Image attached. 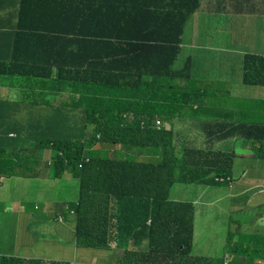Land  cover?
I'll return each mask as SVG.
<instances>
[{"label": "trees", "instance_id": "1", "mask_svg": "<svg viewBox=\"0 0 264 264\" xmlns=\"http://www.w3.org/2000/svg\"><path fill=\"white\" fill-rule=\"evenodd\" d=\"M83 1L73 0L71 7L53 0H0V76L38 77L26 85L33 104L47 103L48 95L67 92L69 106L82 108L85 114L80 117L87 130L83 140L52 139L42 127L31 131L36 147L52 148L54 176L70 171L78 180V200L68 203L75 216L77 247L119 248L109 257V264H214L212 258L191 253L195 206L170 199L176 184L213 188L228 184L217 179L233 178L234 155L189 148L190 130L177 132L172 126L190 95L176 83L187 82L192 72L188 61L181 70H176L175 64L184 28L203 0H181L152 13L157 19L178 15V32L167 43L153 36L129 41L133 53L147 54L155 66L153 71L131 75H124L113 61L116 57L110 58L107 52L86 57L81 51L94 39H110L86 35L91 22L78 5ZM4 10L9 12L4 14ZM61 14L72 18L58 19ZM60 28L71 30L72 36L50 39L60 37L52 35ZM62 50L67 52L63 61ZM93 59L97 60L91 62ZM142 75L154 77L155 85L143 88ZM242 83L264 87V56H244ZM171 88L173 105L169 108ZM149 92L152 94L146 95ZM157 96L161 97L160 106L150 103ZM242 98L235 97V103H241ZM60 109L64 111L66 106ZM143 109L152 114L144 126L138 117ZM34 126L32 121L26 129ZM225 129L257 143L264 126L240 124ZM95 143L119 147L121 156L94 157ZM2 172L13 174L11 170ZM216 260L226 264L223 259ZM0 264L72 263L2 255ZM93 264L106 261L98 259Z\"/></svg>", "mask_w": 264, "mask_h": 264}, {"label": "crops", "instance_id": "2", "mask_svg": "<svg viewBox=\"0 0 264 264\" xmlns=\"http://www.w3.org/2000/svg\"><path fill=\"white\" fill-rule=\"evenodd\" d=\"M56 1L66 6L74 5L71 3L73 0H53V3ZM180 1L84 0L78 5L85 10L91 22L90 27L85 30L86 35L109 37L110 39H100V42L94 39V42H87L81 51L86 54V57L90 54L101 56L102 52L110 54V58L116 57L113 61L124 75L153 71L155 66L150 62V57L145 53H133L129 41L135 42V38L149 36L160 38L165 43L175 39L179 29V16L173 14L172 17L157 19L152 13L158 8ZM214 1L203 0L199 11L186 24L175 69L180 60L182 64L176 70H181L192 56H216L212 50L215 45L219 44L221 53L224 52L222 38L217 33L219 19L215 14L229 11L233 14L244 15L249 13L254 6L251 4L253 0H217L221 2L220 5L215 4ZM261 3L264 4V0H257V6ZM8 12L9 10H4V14ZM257 12H260L258 7ZM262 12L264 13V10ZM205 13H210V15L207 16ZM71 18L72 16L61 14L58 19ZM149 24L156 28L148 27ZM243 26L245 27L240 29L246 31L248 24L245 23ZM52 35L60 37H49L50 39L72 36V33L67 28H60ZM234 36L236 38V33ZM184 37L189 38L186 51L182 48L185 43ZM62 51L61 60L63 61L67 52ZM247 54L264 56V48L261 53L247 52ZM124 57L129 58L123 60ZM96 60L93 59L91 62ZM37 79L39 78L20 75L0 76V171L11 170L13 172L11 175L0 173V202L8 203L14 208L18 207L17 209L22 214L20 221H0V229L18 230L15 235L16 248L14 249L1 244L2 238L10 236L11 232L0 231V254L26 259L37 258L45 262L68 261L73 264H93L98 260L97 257L107 254L101 249L77 247L76 222L64 216L68 210L70 211L66 209L68 203L78 200V183L75 181L77 179L70 171L56 178L54 171L48 167L53 161L52 148H38L31 140V131L41 127L52 139L83 140L87 136V130L80 117L85 114L82 108L74 109L69 106L67 102L70 98L67 92L60 95H48L47 103L33 104L29 95L30 90L26 85ZM214 82L204 83L199 77L194 78L191 75L187 82L176 83L189 90L190 95L187 99L193 107L188 110L187 104L182 105L179 114L172 121V126L177 132L186 128L190 130L189 148L235 153L232 184H222L213 188L180 186L175 191L171 190L170 198L175 202H191L196 208L195 233L191 251L193 256H204L212 260L223 259L226 264L230 261L232 264H244L245 261H249L244 255L249 254L251 247H254L257 259L255 264H264V130L257 134L259 139L257 143H260L258 147L255 143L242 139L239 134H229L225 129L235 128L240 124L264 126V107L259 104L257 97L245 104L235 103L234 98L238 97L237 91L232 88L226 89L224 79L214 78ZM141 85L143 88L150 89L155 85L154 77L142 75ZM213 86L223 90V97L216 96L212 90ZM149 94L152 92L146 95ZM213 102L214 105H212ZM168 105L169 108L173 105V88L170 91ZM63 106H66L64 111L60 109ZM32 121L35 126L26 129ZM196 124L199 125L195 127ZM246 145L257 146V149L255 148L257 150V184H254L255 178L250 183H246L242 182V178L239 177L246 171V163H242V159L246 157L254 159L253 155L242 154ZM93 153L94 157L101 159L121 156L119 147L101 143L94 144ZM243 170L245 171L241 174ZM5 188H7L6 194H9V189L13 188L17 194L35 196L43 202V212L35 215L31 209L27 208L31 202L29 199L6 198L3 195ZM214 189H218L220 193L215 194ZM227 197L231 198L232 207L235 209L238 204L249 206V208L236 209L238 211L257 209V217L262 223L257 226V229L256 226L253 227L254 237L257 236L256 241L245 243L241 236L236 235L233 237L235 245L231 247L232 252L226 254L227 251H224L223 257H220L209 237L206 236L204 239L199 237L197 218L199 208L203 207L206 226H210L219 219L223 210L218 204ZM253 202H255L254 205ZM48 212L54 213L57 221L38 220V218H45ZM69 213L72 214L71 211ZM60 216L63 220L59 219ZM115 251L117 249L112 247L111 255ZM76 259L80 261H75Z\"/></svg>", "mask_w": 264, "mask_h": 264}, {"label": "rangeland", "instance_id": "3", "mask_svg": "<svg viewBox=\"0 0 264 264\" xmlns=\"http://www.w3.org/2000/svg\"><path fill=\"white\" fill-rule=\"evenodd\" d=\"M215 4H221L220 1L215 0ZM253 4V9L244 15L233 14L229 11H225L223 13L215 14L219 19V23L217 24V33L221 36V40L223 41V50L221 53L219 44L213 47V52L215 55H198L192 56V58L188 61L192 65L191 75L194 78L199 77L200 80L204 83H215L214 78L224 79L225 83L224 87L226 89L232 88L234 91H237L238 97H243L240 101L241 104H245L247 101L257 97L259 104L264 107V87L263 86H247L242 83V63L243 58L247 52L253 53H261V50L264 48V4L257 6V0L251 1ZM257 7L260 9V12H257ZM205 15L209 16L210 13H205ZM245 23L248 24V28L246 31L241 30V27ZM188 32V30H187ZM245 32V33H244ZM236 33V38H235ZM247 35V37H246ZM185 43L182 46L183 50H187V41L188 37H184ZM181 60L176 65V69L181 66ZM212 90L216 93L218 98L223 97V90L217 89L215 86L212 87ZM154 106L161 105V97H155L153 101L150 102ZM187 109H192V105L190 102L187 103ZM143 122L141 123L144 126V121L152 117V114L148 110H141L138 114ZM264 141V139H263ZM258 147H260V143H255ZM255 145H246L245 150L242 152L245 156H254V159H250L248 157L242 159V163L245 164V170L241 171L242 182L250 183L253 178L256 179L254 184H257V146ZM118 148V147H116ZM256 148V149H255ZM147 158H150L147 155H144ZM137 161V160H136ZM51 171L53 170L52 165H48ZM246 173V174H245ZM240 174V175H241ZM245 174V176H244ZM244 176V177H243ZM76 183H78V180ZM78 185V184H77ZM180 186H184L182 184H176L172 191L177 190ZM195 188H199L200 185H192ZM222 188H226L222 186ZM7 188L4 189L3 195L6 198H20L22 200L29 199L31 200L29 209L35 214L43 212L44 205L43 202L37 199L35 196L30 194H17L13 190V188L9 189V194H6ZM215 194H219L218 189L213 190ZM78 195H79V185H78ZM255 202H253L254 205ZM218 206H221L222 213L218 220L214 221L210 226H206V218H205V210L203 207L199 208V215L197 218V232H199V237L205 238L209 237L213 243L215 248L218 251L220 257H223V252L227 251L226 254H230L232 252V248L235 245L233 237L239 235L242 237L245 243H251L257 240V236L254 237L253 227L260 226L262 221L257 217V209H243L236 210L242 208H249V206L238 204L236 209L232 207L231 198L227 197L223 201H221ZM5 207V210L3 208ZM18 207H13L10 204H2L0 202V221H20L22 214L20 213ZM22 210V209H21ZM231 210V212H229ZM65 217L68 220H75V216L66 212ZM38 220L44 221H57L54 213H46L45 218H38ZM208 225L210 223H207ZM0 231L11 232L10 236H6L2 238V245H7L11 249L16 248V240L15 235L18 232L17 229H0ZM195 231H193V234ZM229 238V240H228ZM119 250V248H115ZM103 253L107 254L106 256L97 257V259H104L106 264H109V257L112 253V248L110 250H103ZM2 256V254H0ZM249 261H245L244 264H255L257 263L256 255L254 247H251V252L249 254L244 255ZM75 259V257L73 256ZM75 261H80L76 259ZM218 260H214V264H217ZM73 264V263H72ZM82 264V263H75Z\"/></svg>", "mask_w": 264, "mask_h": 264}, {"label": "clouds", "instance_id": "4", "mask_svg": "<svg viewBox=\"0 0 264 264\" xmlns=\"http://www.w3.org/2000/svg\"><path fill=\"white\" fill-rule=\"evenodd\" d=\"M223 153L234 155V160H235V157H236L235 153H227V152H223ZM87 160H88V158H87ZM234 160H233V165H234ZM80 166H82V164H80ZM232 173H233V169H232ZM227 178H230V177H227ZM230 179H231V178H230ZM231 180H232V179H231ZM227 183H228V182H227ZM228 184H230V183H228ZM231 184H232V182H231ZM170 199H171V198H170ZM174 202H175V201H174ZM190 203H191V202H190ZM192 204H193V203H192ZM193 205H194V204H193ZM66 209H69V207L66 206ZM195 213H196V208H195ZM59 219H60V220H63L62 216H60Z\"/></svg>", "mask_w": 264, "mask_h": 264}, {"label": "built area", "instance_id": "5", "mask_svg": "<svg viewBox=\"0 0 264 264\" xmlns=\"http://www.w3.org/2000/svg\"><path fill=\"white\" fill-rule=\"evenodd\" d=\"M219 180L221 183H224V182H228L231 184L232 180L230 178H220V179H217Z\"/></svg>", "mask_w": 264, "mask_h": 264}]
</instances>
